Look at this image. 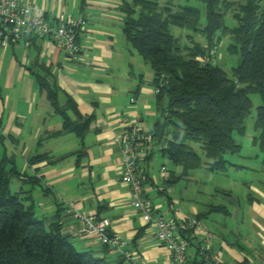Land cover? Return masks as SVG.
Masks as SVG:
<instances>
[{
    "label": "crops",
    "instance_id": "obj_1",
    "mask_svg": "<svg viewBox=\"0 0 264 264\" xmlns=\"http://www.w3.org/2000/svg\"><path fill=\"white\" fill-rule=\"evenodd\" d=\"M23 1L83 20L78 36L82 51L76 58L49 39L0 48V140L5 144V137L11 152L20 149L24 159V169L14 175L30 185L24 189V206L31 207L46 228L57 223L77 251H90L110 264H169L167 250L155 230L145 225L121 181V151L113 141L126 124L152 132L161 122L153 70L123 33V5L130 0ZM155 1L175 9L189 0ZM42 81L56 89L58 105L70 121L87 122L82 137L63 130L64 117L53 108ZM166 104L163 98L161 105ZM156 143L143 144L148 154L140 161V174L160 214L201 220L203 229L192 233L189 243L190 261L209 264L207 254L198 251L206 230L214 236L207 253L216 254L221 264H264V183L244 178L243 204L230 185L219 183L216 173L244 164L226 158L229 164L223 171L202 166L182 175L180 167L168 168L164 161L151 165L158 154L165 157L159 144L153 148ZM4 157L8 159L5 152L1 160ZM260 164L261 171L262 159ZM179 181L180 189H174ZM189 182L202 186L189 190ZM219 193L224 197L219 199ZM211 206L222 209L211 211ZM89 214L110 221V232L127 242L129 257L81 232V216Z\"/></svg>",
    "mask_w": 264,
    "mask_h": 264
},
{
    "label": "trees",
    "instance_id": "obj_2",
    "mask_svg": "<svg viewBox=\"0 0 264 264\" xmlns=\"http://www.w3.org/2000/svg\"><path fill=\"white\" fill-rule=\"evenodd\" d=\"M202 1L204 26L200 25L198 7L185 5L174 9L171 5L161 6L155 0L124 2L125 38L150 65L153 86L159 89L156 96L161 122L152 130L154 140L161 145L159 151L172 166L181 168L182 175L202 166L223 171L229 164L225 155L240 151L241 145L234 134H245V119L252 107L249 94L256 93L261 103L254 123L259 133L253 143L258 145L264 165V0ZM230 10L237 22L233 27L225 24V15ZM170 26L202 33L206 45L190 36L191 43L182 46L179 38L170 32ZM226 36L232 39L228 52L239 58L231 76L217 61L204 64L200 61ZM40 86L53 108L63 115V130L82 137L87 122L70 121L58 105L56 89L44 81ZM163 98L167 99L166 106L161 105ZM195 145L202 150L203 158ZM4 159L0 162V264H110L90 251H77L57 223L46 228L33 209L24 206L12 193L10 178L17 172L14 168L7 170ZM219 209L222 208L211 206L209 210ZM192 233L191 229L181 232L188 247ZM199 244L200 255L207 254L209 264H213L209 250L203 248L204 241ZM188 262L194 263L189 255Z\"/></svg>",
    "mask_w": 264,
    "mask_h": 264
},
{
    "label": "built area",
    "instance_id": "obj_3",
    "mask_svg": "<svg viewBox=\"0 0 264 264\" xmlns=\"http://www.w3.org/2000/svg\"><path fill=\"white\" fill-rule=\"evenodd\" d=\"M83 20L73 18L61 11L47 12L29 1L0 0V48L22 42L25 46L31 44L33 38L49 39L55 43L64 54L70 58L80 55L82 47L78 36ZM217 47L212 46L205 56L200 58L202 64L216 63ZM154 93L159 89L154 88ZM134 99H131L133 102ZM125 122V121H124ZM123 122V123H124ZM154 140L152 132H144L138 124H126L113 141L121 150V181L129 187L130 199L135 210L141 215L146 226L155 230L157 240L168 252L169 264H190L188 262L187 241L181 235L184 230L200 231L202 223L196 217L165 216L158 212L147 195L144 186V176L140 174V161L148 151L143 144ZM157 145L154 144L153 148ZM161 148V145H158ZM165 168L162 167V170ZM81 232L92 238L96 243L108 246L125 257L129 253L124 250L126 241L116 233L110 232V221L97 218L93 214L82 215ZM204 249L210 250L213 234L203 230ZM213 264H219L216 254L210 255Z\"/></svg>",
    "mask_w": 264,
    "mask_h": 264
},
{
    "label": "rangeland",
    "instance_id": "obj_4",
    "mask_svg": "<svg viewBox=\"0 0 264 264\" xmlns=\"http://www.w3.org/2000/svg\"><path fill=\"white\" fill-rule=\"evenodd\" d=\"M188 5L196 6L200 9L201 16H200V25L203 26L205 24V12H204V3L202 0H189L188 2H185ZM236 20L233 17L232 11H228L225 15V24L229 27H233L236 25ZM170 32L175 36L178 37L180 40V44L182 46L189 45L190 44V36H192L193 40L195 42L199 43H205L204 36L197 32L192 33L188 29L180 28L177 26H170ZM232 43V39L229 36L223 37L219 44L217 45V63L225 70L228 76H231L232 68L235 67L238 64L239 58L237 54H233L228 52L227 47L228 45ZM149 68V67H148ZM249 97L252 101V107L250 110L249 115L245 119V125H246V132L244 135H237L234 134L235 140L240 143L241 148L239 152L233 153V154H226V158L229 159L232 163L237 164H244V168L239 169H232L227 171V173H216V175L219 183L230 185V188L233 190V192L239 196V199L241 200V203L246 202V194H245V186L241 185L242 180L246 177H252L255 179L256 183L257 181H262L264 183V171H260V162L262 159V153L259 150V147L257 144L253 143V138L258 135V131L254 127L255 123V117H256V109L257 106L261 103V98L256 93H250ZM1 135V133H0ZM1 137V136H0ZM3 142L5 144H2L0 140V162H1V156L3 155V152L6 153L8 156V159H4L3 164L4 167L8 170L10 168H14L17 171H22L24 169V159L20 155V149L13 150V153L11 152V149L6 145L7 139L3 137ZM195 150L199 153L200 156L203 158L202 150L199 148L198 145H195ZM121 151V150H120ZM158 154V153H157ZM159 156L151 162V165L155 162L158 164V166L161 163H158V161H164L165 166L168 168L174 169L175 167L172 166L170 161L166 157H162L160 154ZM256 155H259V159L256 157ZM205 159V158H204ZM156 164V165H157ZM231 167V166H230ZM202 168V167H201ZM200 168V169H201ZM29 167L27 170V173H30ZM179 170V169H178ZM237 180V181H236ZM182 185V181H179V183H175L173 185L174 189L177 188V190L180 189ZM200 185L202 186V183L200 182L199 185H196L193 182H189L187 184L189 190L196 188H200ZM184 186V185H183ZM29 184H24V180H22L19 177L11 176L10 178V189L12 193H16V195L23 201L24 203V189L29 188ZM195 188V189H196ZM38 189V188H36ZM219 199L223 198L224 195L219 193L218 195Z\"/></svg>",
    "mask_w": 264,
    "mask_h": 264
}]
</instances>
